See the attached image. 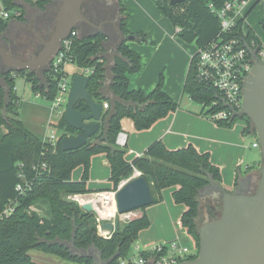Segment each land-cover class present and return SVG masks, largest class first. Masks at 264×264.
I'll return each mask as SVG.
<instances>
[{
    "label": "trees",
    "instance_id": "16d2710c",
    "mask_svg": "<svg viewBox=\"0 0 264 264\" xmlns=\"http://www.w3.org/2000/svg\"><path fill=\"white\" fill-rule=\"evenodd\" d=\"M32 3L43 14L40 16L43 29L51 28V20L55 18L58 0H24ZM90 1V0H89ZM227 0H185L172 5L170 0H155L159 10L167 16L175 27H180L177 34L187 42H196L202 46L220 30L219 18L211 12L209 3L220 8ZM257 0L248 13L259 3ZM4 10L21 9L22 14L16 17L25 20L23 4L19 0H2ZM92 10L84 14L96 24L104 20L114 19L118 15V25L125 36L117 43L114 57L111 61L113 79L111 90L116 97L104 91L108 80V59L104 56L107 34L102 28L91 36H86L94 28L82 24L74 29L71 60L81 67H93L87 85L89 94L98 102H108L100 130L88 142L74 150H64L57 142L56 150L45 144L43 139L33 133L19 118V96L15 91V77L12 72H5L6 86L0 85V122L4 123L7 132L0 141V214L13 202L14 210L0 220V264H40L33 260L30 250L33 248L54 252L64 258L80 261L83 264H94L92 257H79L71 254L70 243L74 241L77 248L86 249L95 243L102 251L103 259L117 257L109 264H120L121 259L129 256L131 246L141 230L150 225V217L146 207L141 215L122 221L117 217L115 231L110 237L98 233V215L87 211L72 198L73 195L91 193L87 187L92 156L104 153L110 163L113 189L117 190L120 183L129 179L137 169L147 179L153 195V203L164 200L163 191L169 187H177L173 191L174 201L184 204L186 210L181 216L182 226L194 238L197 248L200 246L199 223L202 210H206L210 220L217 219L222 213V201L212 197L206 189L210 185V177L219 184L222 183L220 168L211 161L209 152H200L189 144L177 149H170L161 139L152 142L143 155L128 161L125 157L126 147L117 143L118 134L122 131L121 121L124 117L133 119L137 130L152 127L158 120L167 117L179 107L171 95L164 89V76L160 73L158 83L150 92L130 86L129 74L141 69V55L129 44L127 25L131 19L123 0L116 4L105 3L103 0H91ZM248 15V14H247ZM0 16V35L7 30L9 20ZM242 22L239 24L241 28ZM264 28V27H263ZM149 41L144 33H138ZM248 37L254 38L260 44V38L252 29ZM194 62L190 61L183 91L194 101L200 103L206 98H215V93L197 84L194 77ZM17 74L24 75L32 83L33 90L42 91L49 100L57 94V81L46 72L45 83L42 85L36 73L25 70ZM79 108L88 110L86 102L82 101ZM238 119L245 120V133L257 137V132L251 120L238 116L230 121L216 122L219 126L232 127ZM57 127L67 133L76 134L78 130L71 127L64 119ZM49 164V169L39 176L33 170V165L43 156ZM24 165L21 166L20 164ZM83 166L80 180L73 179V170ZM24 172L28 179H33V187L24 194H19L16 185ZM238 178V177H237ZM256 188L252 192L256 191ZM46 202L51 215L41 216L36 210L29 208L39 200ZM197 254L191 258H196Z\"/></svg>",
    "mask_w": 264,
    "mask_h": 264
},
{
    "label": "water",
    "instance_id": "95a60500",
    "mask_svg": "<svg viewBox=\"0 0 264 264\" xmlns=\"http://www.w3.org/2000/svg\"><path fill=\"white\" fill-rule=\"evenodd\" d=\"M182 1L185 0H170V3L174 5ZM85 2L86 0H60L54 30L32 58H18L6 46L0 44V66L3 62L6 66L4 71L29 70L44 78L54 56L61 49L63 40L70 37L75 28L85 23L95 29L87 36L101 32L103 26L110 20H104L99 24L91 21L83 12ZM117 29L120 43L125 36L119 25ZM0 36L4 37L3 34ZM128 38L145 41L144 37L138 33L130 34ZM253 53L254 66L245 80L243 107L236 116L249 118L257 132L262 153L257 189L254 192H246L239 187L230 191L210 177V185L206 192L220 193L221 216L201 224L197 257L178 264H264V63L255 57V51ZM89 80L90 75H73L64 119L78 132L61 136L60 144L64 150H74L84 146L89 138L101 128L105 114L103 103L96 101L89 94L87 90ZM82 101L87 103L88 110L79 108ZM115 198L119 213L136 210L153 203L150 185L145 176L141 174L124 182L116 191ZM97 202V196H92L80 204L83 209L95 212L99 218L104 220L98 229L100 235L103 236L106 232L112 234L116 229L115 222L111 217L100 213ZM70 246L72 255L92 257L94 264H109L117 257L115 254L109 260L103 259L102 251L95 243L86 249L77 248L74 241L70 243ZM91 251H96V253L93 254Z\"/></svg>",
    "mask_w": 264,
    "mask_h": 264
},
{
    "label": "built area",
    "instance_id": "2783aa9c",
    "mask_svg": "<svg viewBox=\"0 0 264 264\" xmlns=\"http://www.w3.org/2000/svg\"><path fill=\"white\" fill-rule=\"evenodd\" d=\"M255 1L227 0L220 8H216L212 2L209 3L211 12L220 20V30L211 40L202 46H198V50L192 55L191 60L194 62V77L197 84L215 93V98H206L199 103L202 106V114L214 122L233 120L238 117L236 114L241 112L245 80L254 66V51L255 57L264 63V49L261 40L259 44L256 39L249 38V29L244 24L248 11ZM21 14V9L12 11L4 10L2 16L5 18H16ZM240 22H242L241 28H239ZM179 30L180 27H177V31ZM74 35H77V33L73 30L70 37L63 40L61 49L54 56L50 68L47 71L57 81L56 96L52 100H49L45 94L40 91L36 92L37 97L44 96L50 102L49 117L46 124L47 133L43 138V142L51 146L54 150H56L57 142L62 136L59 135L60 129L57 125L66 110L73 75H91L94 72L93 67H81L77 65L78 72L73 74L68 73L66 65L73 63L71 57L74 40L72 36ZM12 74L14 77L19 75L17 72H12ZM103 108L104 112H106L109 108V103L103 102ZM127 141V133L121 131L117 137L118 145L125 147ZM252 145L254 147H260L258 138ZM42 154L41 160L34 164L32 168L36 171L37 176L49 169V164L44 158V152ZM20 165L23 166L24 164L21 163ZM140 174L141 172L135 169L129 179ZM19 177L21 181L17 183L16 190L19 194H24L32 189L33 179H28L24 172H20ZM129 179L123 180L119 188ZM117 190L108 192L113 193L115 198ZM79 195L82 194L74 195L73 198L83 203L78 197ZM13 210L14 205L12 202L0 214V220L11 214ZM134 213L135 210L124 213H119L116 210L111 218L114 222H116L115 218L117 217L122 221L130 220L136 217ZM97 218L101 222L102 219ZM180 223L179 225L181 226L182 223ZM103 236L110 237L111 234L106 232ZM135 248L138 251V256L134 257V255H129L121 259L120 264H178L182 261L192 259L191 257L196 254L198 255L199 252L196 243L190 247L182 243L179 237L168 241L156 242L144 248L141 246H136Z\"/></svg>",
    "mask_w": 264,
    "mask_h": 264
},
{
    "label": "crops",
    "instance_id": "0c3cea01",
    "mask_svg": "<svg viewBox=\"0 0 264 264\" xmlns=\"http://www.w3.org/2000/svg\"><path fill=\"white\" fill-rule=\"evenodd\" d=\"M55 0H51V2H54ZM257 1V0H256ZM255 1V2H256ZM124 3H126V6H131L129 0H123ZM105 3H108V0H105ZM22 4V3H21ZM156 4V2H155ZM25 4H23L24 7ZM27 7L33 6V8H30L31 12L38 11V18H35V21L38 23L39 27H42V19H40V16L43 14L42 11H40L36 6L32 5V3H27ZM60 5V0H58V8ZM127 6V9H128ZM157 6V5H156ZM150 9V6H148ZM158 8V7H157ZM24 9V8H23ZM34 9V10H32ZM29 10V9H28ZM152 12L157 17L163 15L165 16L158 8V11H160V14L155 10V8L151 7ZM24 11V10H23ZM129 12V10H128ZM29 11L27 12L28 15ZM58 13V9H57ZM130 14V13H129ZM2 15V14H1ZM27 15H25V20H19L15 17H10L12 19L10 25V28L4 31L5 34H8V30L11 32H14L18 27H11L12 23L13 25H21L22 23H25L27 21ZM34 15V13H33ZM27 16V17H26ZM167 17V16H166ZM247 18V17H246ZM57 20V14L55 18L51 20V27H55V23ZM119 22L118 15L116 14V17L114 19H110V21L104 25L103 27H106L104 29L105 33L107 34V39L105 43V53L104 56L108 59V80L104 85V91L108 95L112 96V99L114 100L116 97L114 96V92L111 90V83L113 79V74L111 71V61L114 57V53L116 50L117 43H119L120 35L117 29V25ZM246 26V19L244 22ZM248 29H252L251 27H248ZM176 33H177V27ZM127 29L130 33L136 34V33H143L148 32L145 29H141V27H138L136 24L129 22L127 25ZM95 31V29H94ZM92 31V32H94ZM90 32V33H92ZM88 33V34H90ZM151 33V32H150ZM148 35L145 34V36L148 38ZM50 33H46V36H48ZM88 34H85L86 36ZM171 37H175L172 36ZM2 41H0L1 43ZM148 42V41H136V40H129L128 44L129 46L137 51L139 54L144 49V46L141 45V43ZM40 47L42 46V40L39 43ZM8 49L18 58L21 59H29L32 58L31 55H24V49L22 45L18 43V41L13 40L12 43L9 44ZM38 50V49H37ZM141 55V54H140ZM1 61V59H0ZM191 61V60H190ZM0 66V85L6 86V79L3 73H5L6 66L3 65ZM66 69L69 74H73L75 72H78V66L74 63H68L66 65ZM188 72V71H187ZM130 75V74H129ZM143 75V72H142ZM160 76V75H159ZM187 76V74H186ZM41 84L43 85L45 81V77L41 78V76H37ZM130 79V86L132 88L136 89H143L145 92H150L155 85L158 83V79L151 78L146 83H140L138 85L132 84V80ZM186 79V78H185ZM185 80L183 82L184 87ZM16 87V86H15ZM179 87V90H178ZM183 87L180 85L176 87V94L172 95V88L165 87V91L172 96V98L178 102L179 96H180V90L182 89V96L180 97V104L176 111L170 113L167 117L164 119V124L166 126H169L168 129L162 131L160 135H157L156 132L151 131L154 137L149 136V134H145L141 139L137 140L138 136L134 137L130 142L131 137V130L132 128L128 125H124V119L121 121L122 125V131L127 133L128 141L127 145L125 146L128 152L126 153L125 157L128 161H132L135 157L141 156L144 154V152L147 150L148 146L154 142L155 140H163L168 148L170 149H177L180 147L187 146L189 144L194 145L200 152H209L211 156V161L217 165L222 174V183L221 185L226 188L227 190L233 191L237 188L241 187L243 191L250 192L255 188V185L257 183L259 174H260V168L262 165V153L256 151V148L252 144L256 141L257 137L252 134L245 133L246 123L244 124H238L237 122L232 127H225V126H219L216 122H214L212 119L206 117L204 114H202V109L195 110L192 108V106L189 104V102L183 103ZM17 87L15 88V91L17 93ZM37 92V91H36ZM42 93V91H40ZM18 95V93H17ZM44 98L46 102H49L46 97L44 96H38ZM20 98V97H19ZM189 99L193 101V99ZM163 120V119H160ZM158 120L157 122H159ZM156 122V123H157ZM47 124V121H46ZM33 133H37L41 130L42 124H40V121L37 120L32 126L35 127H29L26 125ZM7 129V128H6ZM193 131L194 133H191ZM7 132V131H6ZM35 133V134H36ZM40 133V132H39ZM47 133V125L45 126V129L41 135V138L43 139ZM37 135V134H36ZM251 140V142H249ZM99 155V163L104 168L103 175H98L96 172V162L93 164L91 163V181L87 182V187L92 190L90 194L103 192L102 190H114L113 189V182L111 181V169H110V163L107 159L106 154L99 153L96 154ZM95 155V156H96ZM108 170V174H107ZM90 177V173H89ZM238 177V178H237ZM82 177L75 176L73 174L74 180H80ZM177 187H172V194L173 191ZM165 190L163 191L164 196ZM166 200V203L169 205V208L174 209L173 204H171V200L164 198ZM163 200L162 202H164ZM162 202L159 203V205L162 204ZM174 203H176L174 201ZM178 204V203H177ZM183 206L182 209H180V214L182 216L183 212L186 210V206L184 204H180ZM182 210V213H181ZM146 212L148 213L149 217L155 216V211H150V208L147 206ZM142 213V211H141ZM180 216V217H181ZM165 218H162L160 226L151 230L149 233L140 236V241H137L136 246H141L142 248L147 247L153 243L156 242H162V241H168L175 238H181V229H183V232L187 236H191L187 229L185 227L179 226L176 228H173L170 224H167V222H164ZM142 232V231H141ZM193 240V244L195 243L194 238L191 236ZM143 242V243H142ZM33 250V249H31ZM30 250V251H31ZM32 252H30L31 254ZM32 256V255H31Z\"/></svg>",
    "mask_w": 264,
    "mask_h": 264
},
{
    "label": "rangeland",
    "instance_id": "374dc122",
    "mask_svg": "<svg viewBox=\"0 0 264 264\" xmlns=\"http://www.w3.org/2000/svg\"><path fill=\"white\" fill-rule=\"evenodd\" d=\"M105 2V0H103ZM109 3L114 2L116 4V0H108ZM130 5L128 6V10L131 16V19L129 22H132L136 24L138 27H141V29L148 30L149 37L148 42L141 43L142 46H144V49L140 52L141 54V69L139 72L132 73L129 75V77L132 80V84L138 85L140 83H146L151 78H159L160 73H163L164 76V85L165 87H171L172 92L171 94H176L177 91L176 87L181 86L183 87V82L186 78V74L190 65V60L193 54H195L198 50V46L196 42H187L180 38V36L176 33V28L173 25L172 21L166 17L160 14V11H158V8L155 4V0H129ZM19 3L25 4L24 5V15H27V21L25 23H22L21 25H11V27H23L26 29V33H21L19 37H17V41L20 42L19 44L25 47L24 49V55H31L35 56L39 49L43 46L44 41L48 40L54 30V27L50 29H43L42 27L38 26V23L35 21V18H38V11L31 12L30 8H33V6L27 7V3H25L24 0H19ZM126 4V3H125ZM150 6V9L148 8ZM154 7L155 10L160 14L162 17H157L151 10V7ZM17 9V8H16ZM29 9V10H28ZM15 10V8L11 9ZM34 10V9H32ZM4 11L2 0H0V16ZM34 13V15H33ZM12 19L9 20V24L11 23ZM264 21V0H260L259 3L251 10L250 13H248L246 18V26L251 27L252 30L257 34V36L260 38L262 42V46L264 49V28H263V22ZM10 28V25L7 27V29ZM28 31V32H27ZM50 33L48 36H46V33ZM148 32H144L148 35ZM175 36V37H171ZM42 40V46L40 47L39 43ZM38 49V50H37ZM143 72V75H142ZM138 84H137V83ZM15 85L18 88L17 93L20 97L19 102V118L23 120L25 125H28L29 127H35L32 126L37 120L40 121V124H42L41 130L39 132H35L39 137H41L45 126L46 121L49 117V107L50 102H46L44 98L37 97V93L32 88V83L26 79L24 75H17L15 77ZM179 90V87H178ZM182 96V89L180 90V96L178 99V103L180 104V97ZM183 103L189 102V104L192 106L193 109L199 110L202 108V106L196 102L189 99L188 94H183ZM124 125H128L132 128L130 142L136 135L138 138L137 140L141 139L145 134H149V136H153L151 131L156 132L157 135H160V133L166 129H168L169 126H166L164 124V118L163 120H160L159 122L155 123L152 127L142 130H137L134 124V121L130 117H124ZM56 120V118H54ZM238 124H244L245 120L238 119ZM7 129L6 125L2 122H0V141L5 135ZM64 133L63 130L59 131V135H62ZM191 133H194L191 131ZM251 142V140H249ZM256 151L261 152V147L256 148ZM128 152V150H127ZM96 155V154H95ZM93 155L91 159V163L96 162V172L98 175H103L104 168L99 163V155ZM73 174L78 177H82L83 174V166H77L73 170ZM108 174V170H107ZM260 177V174H259ZM258 177V180H259ZM91 179V166H90V177L87 179V182ZM255 185V188L257 189L258 181ZM91 181V180H90ZM255 189V190H256ZM103 192L111 191L113 190H102ZM98 193L89 194L85 193L79 196H87L92 195L96 196ZM212 197H218L220 199V193H210ZM78 195V194H77ZM164 198L170 199L171 204H173L174 209L169 208V205L166 203V200L162 202L161 205L159 203H152L148 207L150 208V211H155L156 214L152 218L150 217V225L141 230L138 234V237L136 238L135 242L131 246L129 255L134 257L138 256V251L136 250V243L137 241H140V236L145 235L149 233L151 230L157 228L160 226L162 218H165L164 222H167V224H170L173 228H177L178 224L181 222V214L180 209L183 208L182 205L174 203V198L172 194V187L166 188L165 190ZM74 196V195H73ZM69 197V198H72ZM78 196V197H79ZM78 201V200H77ZM80 203V201H78ZM29 210H36L41 216H47L49 217L51 215L49 206L46 202L42 201L41 199L34 203ZM203 213L201 214L199 223L203 224L204 222L210 220L208 214H206V210H202ZM182 213V210H181ZM136 217L141 215V210H135ZM113 217V216H110ZM117 219L115 218V227L117 225ZM98 223V229L100 226V223L104 222V220H101V222L98 221V218H96ZM181 224V223H180ZM180 226V225H179ZM99 231V230H98ZM182 243L192 247L193 246V240L191 236H187L183 229H181L180 234ZM143 243V242H142ZM30 252L32 255V258L34 261L40 263V264H83L80 261L70 260L67 258H64L54 252L51 251H45L42 249H36L33 248ZM93 254L96 253V251H91ZM197 252V251H196Z\"/></svg>",
    "mask_w": 264,
    "mask_h": 264
},
{
    "label": "bare ground",
    "instance_id": "6f19581e",
    "mask_svg": "<svg viewBox=\"0 0 264 264\" xmlns=\"http://www.w3.org/2000/svg\"><path fill=\"white\" fill-rule=\"evenodd\" d=\"M98 198L97 208L100 213L104 216H113L117 210L116 200L111 192H98L96 195ZM84 201L87 198H92V195L79 196Z\"/></svg>",
    "mask_w": 264,
    "mask_h": 264
},
{
    "label": "flooded vegetation",
    "instance_id": "af4514ba",
    "mask_svg": "<svg viewBox=\"0 0 264 264\" xmlns=\"http://www.w3.org/2000/svg\"><path fill=\"white\" fill-rule=\"evenodd\" d=\"M108 3H109V1H108ZM92 9H93V7L91 6V0L90 1L86 0L85 4L83 6V12H85V10H92ZM24 32L26 33V29H24L23 27L17 28L14 32H11L10 30H8V34L4 33V37L0 36V41H2L0 44L6 46L8 48L9 44L12 43L13 40L17 41L16 38L19 37L20 34L24 33ZM18 43H20V42H18Z\"/></svg>",
    "mask_w": 264,
    "mask_h": 264
}]
</instances>
